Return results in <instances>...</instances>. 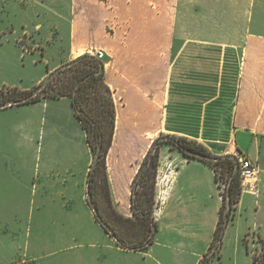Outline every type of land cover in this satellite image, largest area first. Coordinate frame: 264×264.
<instances>
[{"label": "crops", "instance_id": "obj_1", "mask_svg": "<svg viewBox=\"0 0 264 264\" xmlns=\"http://www.w3.org/2000/svg\"><path fill=\"white\" fill-rule=\"evenodd\" d=\"M27 1L34 8L23 0H0V25L9 21L0 26V39L19 58L38 52L44 57L39 12L54 20L57 1L67 12L59 22L69 30L67 53L44 60L46 72L34 88L85 54L105 55V82L116 104L107 173L117 211L132 217L133 181L160 135L187 138L214 156L243 155L257 173L228 227L244 218L241 243L253 264L244 238L264 240V0ZM26 7L35 19L29 21ZM19 11L27 21H19L23 29L17 32L11 18ZM9 108H29L14 126L25 145L35 144L21 152L14 186L0 182L1 208L13 219L9 231L21 236L24 247L23 258L10 255V264H120L118 256L138 253L121 248L89 204L94 158L71 99ZM155 199L154 244L143 253L144 262L130 263L150 264L146 259L155 252L200 264L214 242L223 203L213 169L164 145Z\"/></svg>", "mask_w": 264, "mask_h": 264}, {"label": "trees", "instance_id": "obj_2", "mask_svg": "<svg viewBox=\"0 0 264 264\" xmlns=\"http://www.w3.org/2000/svg\"><path fill=\"white\" fill-rule=\"evenodd\" d=\"M102 66H104L103 60L85 54L76 59L70 67L60 71L38 96L32 97L36 88L31 91L7 88L0 91V104L15 100L17 104L14 106H21L37 103L42 99L64 97L71 99L94 157L99 146H102L100 159L89 180L92 194V201H89V204L92 209L98 208L99 214H95V217L103 229L116 240L121 248L128 251L144 252L154 244L157 233L154 208L160 149L164 145H170L188 159L209 165L215 173L216 182L222 189L223 203L214 237V243L219 242L228 225L236 217V207L242 194V187L240 170L238 173L235 171L237 165L240 164L237 158L229 156H217L218 159L212 161L190 155L187 153L188 150L211 154L202 145L187 138L160 135L155 140L132 184V217L126 218L117 211L112 200L107 173V156L113 144L116 127V104L113 93L105 82V73L101 71ZM58 80L61 82L60 85L55 83ZM100 192L103 193L111 209V212L106 215L99 209L96 201ZM228 198L231 203L230 210H228ZM106 224L112 233L106 229ZM248 237L249 235L244 238V244L249 250ZM257 242L264 252V240L258 237ZM252 262L253 264H264V254H253Z\"/></svg>", "mask_w": 264, "mask_h": 264}, {"label": "rangeland", "instance_id": "obj_3", "mask_svg": "<svg viewBox=\"0 0 264 264\" xmlns=\"http://www.w3.org/2000/svg\"><path fill=\"white\" fill-rule=\"evenodd\" d=\"M23 1L28 3L31 8H34L31 2H28L27 0ZM61 1L62 2L60 3L62 4L63 0ZM57 2L56 8L60 11H56L54 20H52L49 13L44 15V13L39 12L41 17L38 20L44 24V28L41 32L42 37L45 38L43 43L45 50L44 57H41V53L38 52L34 55H27L24 58H19L14 46L5 43L6 41L2 43L3 41L0 39L1 85L12 86L20 91L34 90V87L36 86L35 82L40 79L44 72H46V61L44 60L53 61L54 59L61 58L67 53L69 30L65 27L66 25H64L63 22H59L60 14L66 15L67 12L63 11L64 5L62 4L60 9ZM31 8H28V11H31ZM33 11L30 12L31 16H29V21L35 19L36 13L35 11L33 13ZM11 20H17L14 27L17 32H20L23 28L19 21L21 20V22L24 23L27 21V16L25 12L19 11L17 19L12 17ZM7 22L6 18H4V22L1 23L0 26H5ZM53 23H56L57 25L52 31L50 25ZM39 49H41V46ZM35 60L37 63H35ZM104 60L105 59H103V62ZM55 83L60 85L61 82L58 80ZM9 87H3L0 91L7 88L9 89ZM26 109L29 108H7L0 110V182H7L8 187H13L15 179L17 178L16 166L22 162L20 158L21 152L25 150L26 147L31 148L35 146V144L28 146L25 145V141L17 134L14 126L15 120L23 116L25 111H28ZM96 201L99 209L105 215L111 212L103 193L100 192L98 194ZM1 207L0 204V221H3V223L0 222V264H10V255H14L15 260L23 258L24 247L21 245V236L16 235L14 231H9L13 219L10 217L9 213L6 212V206L3 209ZM1 214L2 216L4 215V219L1 218ZM5 223H9V226L5 225ZM245 223L244 218H241L236 221L233 226L227 227L220 241L216 243L213 242L208 251H206L201 260L202 264H251V257L246 254V249L241 243ZM3 230H5V232H2ZM10 233L11 235L14 233V236L17 239V244L13 252H11L13 249V243L11 240L13 238L10 237ZM247 241L252 255L264 254L261 245L254 237L249 236ZM149 250L150 249L146 252H138L136 254H122L118 256L117 260L120 264H128L130 261L144 262L145 258L142 255L143 253H148ZM152 255L153 256L146 259L150 264H189L188 259L186 260L183 255H171L168 258H165L163 255H157L155 252H153ZM21 264L34 263L22 262Z\"/></svg>", "mask_w": 264, "mask_h": 264}, {"label": "water", "instance_id": "obj_4", "mask_svg": "<svg viewBox=\"0 0 264 264\" xmlns=\"http://www.w3.org/2000/svg\"><path fill=\"white\" fill-rule=\"evenodd\" d=\"M75 61V60H74ZM74 61H71L67 64H64L62 65L61 67H59L58 69H56L55 71H53L32 93V97H36L38 96L42 90L48 85V83H50L55 77L56 75L62 71L63 69L65 68H68L70 67ZM101 71H104V66H102V69ZM17 102L15 100H9L5 103H2L0 104V110H3V109H7L9 107H12L14 105H16ZM101 149H102V146H99L98 148V151L94 157V160H93V164H92V167H91V173H90V179L92 177V174L94 173L95 171V168L98 164V161L100 159V152H101ZM187 153H189L190 155H193L195 157H198V158H201V159H205V160H217L218 157L217 156H214V155H208V154H203V153H200V152H195V151H187ZM230 158H236L235 156H232V155H229ZM240 170V165H237L236 167V171L235 173H238ZM88 198H89V201L91 202L92 201V194L90 193V181L88 183ZM231 208V203H230V199L228 198V210H230ZM94 212L95 214H99V210L98 208H94ZM106 229L109 231V233H112V230L110 229V227L106 224L105 225Z\"/></svg>", "mask_w": 264, "mask_h": 264}, {"label": "built area", "instance_id": "obj_5", "mask_svg": "<svg viewBox=\"0 0 264 264\" xmlns=\"http://www.w3.org/2000/svg\"><path fill=\"white\" fill-rule=\"evenodd\" d=\"M100 60L104 59V53L99 51L96 55H93ZM238 161L240 164V177H241V187L242 190H253L252 180L255 178L257 173V167L252 163L251 160L247 159L245 156H238Z\"/></svg>", "mask_w": 264, "mask_h": 264}]
</instances>
